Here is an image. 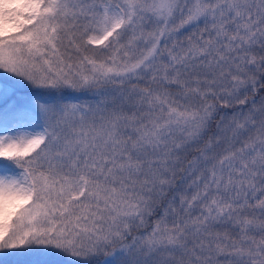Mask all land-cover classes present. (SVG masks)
Returning <instances> with one entry per match:
<instances>
[{
	"label": "snow or ice",
	"instance_id": "snow-or-ice-1",
	"mask_svg": "<svg viewBox=\"0 0 264 264\" xmlns=\"http://www.w3.org/2000/svg\"><path fill=\"white\" fill-rule=\"evenodd\" d=\"M0 264H264V0H0Z\"/></svg>",
	"mask_w": 264,
	"mask_h": 264
},
{
	"label": "rangeland",
	"instance_id": "rangeland-1",
	"mask_svg": "<svg viewBox=\"0 0 264 264\" xmlns=\"http://www.w3.org/2000/svg\"><path fill=\"white\" fill-rule=\"evenodd\" d=\"M0 134H2V133H0Z\"/></svg>",
	"mask_w": 264,
	"mask_h": 264
}]
</instances>
